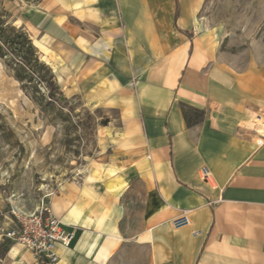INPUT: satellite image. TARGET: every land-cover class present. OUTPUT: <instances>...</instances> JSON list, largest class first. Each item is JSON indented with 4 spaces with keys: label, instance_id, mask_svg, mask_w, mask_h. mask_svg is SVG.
<instances>
[{
    "label": "crops",
    "instance_id": "0c3cea01",
    "mask_svg": "<svg viewBox=\"0 0 264 264\" xmlns=\"http://www.w3.org/2000/svg\"><path fill=\"white\" fill-rule=\"evenodd\" d=\"M208 1L42 0L36 40L23 25L61 95L108 114L98 156L46 197L75 233L58 264H264V53L229 58Z\"/></svg>",
    "mask_w": 264,
    "mask_h": 264
},
{
    "label": "rangeland",
    "instance_id": "374dc122",
    "mask_svg": "<svg viewBox=\"0 0 264 264\" xmlns=\"http://www.w3.org/2000/svg\"><path fill=\"white\" fill-rule=\"evenodd\" d=\"M34 1L3 0V6L10 22L25 25L36 40ZM202 16L239 66L264 53V0H209ZM30 88L24 91L0 61V264L14 259L16 245L6 237L14 226L11 206L33 213L60 184L78 179L98 156L97 135L108 115L61 94L48 105L45 84L37 85L41 97Z\"/></svg>",
    "mask_w": 264,
    "mask_h": 264
},
{
    "label": "trees",
    "instance_id": "16d2710c",
    "mask_svg": "<svg viewBox=\"0 0 264 264\" xmlns=\"http://www.w3.org/2000/svg\"><path fill=\"white\" fill-rule=\"evenodd\" d=\"M41 1L35 0L33 3L39 4ZM178 12L177 10L176 20ZM10 19L11 14L4 8L3 0H0V61L4 62L8 73L21 84L24 91H27V86H31L32 92L40 96L37 85L45 84L48 90L47 104L51 105V102L56 101V97L61 94L54 73L42 60L39 49L26 28L17 27ZM30 97L37 101L31 95ZM182 109L189 125L192 124V117L197 121L203 116L201 111L185 105ZM108 122V119H105L100 125L107 126Z\"/></svg>",
    "mask_w": 264,
    "mask_h": 264
},
{
    "label": "built area",
    "instance_id": "2783aa9c",
    "mask_svg": "<svg viewBox=\"0 0 264 264\" xmlns=\"http://www.w3.org/2000/svg\"><path fill=\"white\" fill-rule=\"evenodd\" d=\"M204 180L211 176L205 167L201 171ZM14 226L6 237L15 245L31 253L38 264H58L59 246H71L75 233L65 229L63 222L54 216L45 201L33 213H25L18 206H11ZM174 228L190 225L189 211L181 213L172 220Z\"/></svg>",
    "mask_w": 264,
    "mask_h": 264
}]
</instances>
